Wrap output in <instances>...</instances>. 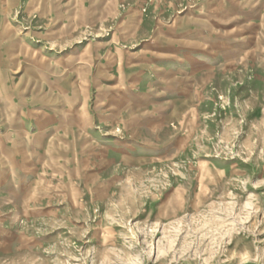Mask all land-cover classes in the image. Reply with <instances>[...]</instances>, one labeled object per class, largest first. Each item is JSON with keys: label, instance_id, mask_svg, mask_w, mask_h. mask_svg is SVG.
Returning a JSON list of instances; mask_svg holds the SVG:
<instances>
[{"label": "rangeland", "instance_id": "rangeland-1", "mask_svg": "<svg viewBox=\"0 0 264 264\" xmlns=\"http://www.w3.org/2000/svg\"><path fill=\"white\" fill-rule=\"evenodd\" d=\"M16 7L14 44L78 80L27 183L0 179V264H264V0Z\"/></svg>", "mask_w": 264, "mask_h": 264}, {"label": "crops", "instance_id": "crops-1", "mask_svg": "<svg viewBox=\"0 0 264 264\" xmlns=\"http://www.w3.org/2000/svg\"><path fill=\"white\" fill-rule=\"evenodd\" d=\"M16 6L18 0H0V13L13 12ZM2 23L6 24V22ZM2 23L0 22L1 26ZM0 28L2 29L0 30V179L7 175L25 185L27 183L25 178L31 172V159L38 158L35 163L38 164L40 158L46 156L49 130L46 127L47 123L63 124L64 115H69L71 109L76 106L71 96L64 95L76 92L78 79L73 69L76 59L73 55L67 54L65 59L62 58V63L67 66L65 70H56L54 71L56 74H50L46 69L42 71L46 64L44 60L49 61L51 57L48 56L43 60L44 57L41 55V58H36L30 43L24 39L14 44L10 39L11 36H8L10 32L8 24L5 28ZM47 73L50 78L56 77L55 80L46 79ZM15 75H19L16 84L12 79ZM20 80L24 83L23 89L13 93L12 89ZM37 80L44 83L45 88H40L43 93L61 94V97L56 96L60 103L41 101L39 104H26L29 97L23 94L26 91L30 92V83ZM128 90L127 86L123 88L124 93H128ZM62 98L66 99L67 105L62 104ZM83 106L87 112L86 104H77L76 108L80 109ZM109 106L113 107L112 104ZM101 107L103 111L102 109L107 105L102 104Z\"/></svg>", "mask_w": 264, "mask_h": 264}]
</instances>
